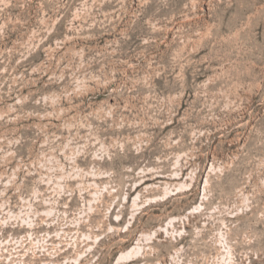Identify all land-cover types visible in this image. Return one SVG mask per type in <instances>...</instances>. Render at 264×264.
I'll return each mask as SVG.
<instances>
[{"label": "rangeland", "instance_id": "374dc122", "mask_svg": "<svg viewBox=\"0 0 264 264\" xmlns=\"http://www.w3.org/2000/svg\"><path fill=\"white\" fill-rule=\"evenodd\" d=\"M0 264H264V0H0Z\"/></svg>", "mask_w": 264, "mask_h": 264}]
</instances>
